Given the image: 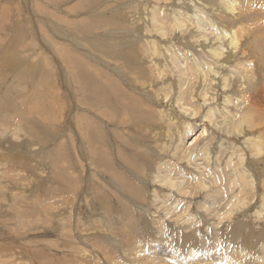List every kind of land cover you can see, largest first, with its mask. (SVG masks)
Masks as SVG:
<instances>
[{
  "label": "rangeland",
  "instance_id": "374dc122",
  "mask_svg": "<svg viewBox=\"0 0 264 264\" xmlns=\"http://www.w3.org/2000/svg\"><path fill=\"white\" fill-rule=\"evenodd\" d=\"M253 1L0 0V264L264 262Z\"/></svg>",
  "mask_w": 264,
  "mask_h": 264
},
{
  "label": "bare ground",
  "instance_id": "6f19581e",
  "mask_svg": "<svg viewBox=\"0 0 264 264\" xmlns=\"http://www.w3.org/2000/svg\"><path fill=\"white\" fill-rule=\"evenodd\" d=\"M250 1H253V0H250ZM262 1H263V0H262ZM262 1L257 2L256 0H254L253 2H254L255 5H260V3H262ZM208 4H209V2H208ZM221 4H222L223 6H225V7H226V5H227L226 3H225L226 5H224L223 3H221ZM251 4H252V3H251ZM245 7H247V6H243V8H245ZM225 9H226V8H225ZM248 9H249V8H248ZM227 10H228V9H227ZM227 10H225V11H227ZM246 10H247V9H246ZM250 10H251V9H250ZM250 10H249V13L251 12ZM257 11H258V9H257ZM223 12H224V11H223ZM256 15H257V14H256ZM202 16H203V15H202ZM202 16H201V18H202ZM205 19H206V18H205ZM205 19L199 20V24H198L199 29H201L202 27L204 28L205 25H202L203 23H205V22H206V24L210 23V20H209L208 23H207V21H206ZM226 22H227V21H226ZM196 23H197V21H196ZM216 23H217V22H216ZM218 24H219V22H218ZM226 24H227V23H226ZM230 24H231V23H230ZM208 25H209V24H208ZM219 25H220V24H219ZM221 25H222V24H221ZM209 26H210V25H209ZM223 26H224V25H223ZM263 26H264V25H263ZM251 27H252V26H251ZM210 28H211V27H210ZM217 29H218V28H217ZM220 29H221V28H220ZM212 30H213V28H212ZM217 31H218V30H217ZM213 33H214V31H213ZM215 33H216V32H215ZM210 34H211V33H210ZM233 34H234V32H233ZM225 35H226V34H225ZM225 35H224V36H225ZM218 36H219V34H218V35H214V37L210 40V42H211L212 44L215 43L214 40L217 39ZM197 37H198V36H197ZM257 37H258V39H259L260 47L264 48V36H257ZM205 39H206V38H205ZM205 39H204V40H205ZM208 39H209V38H208ZM256 39H257V38H256ZM205 41H206V40H205ZM252 41H253V40H252ZM229 43H230V44H235L234 37L231 36V40L229 41ZM256 44H257V43H256ZM256 44H255V45H256ZM249 46H250V45H249ZM256 46H258V45H256ZM253 50H254V49H252V53H253ZM205 51H206V50H205ZM229 51H230V50H229ZM255 51H256V50H255ZM250 52H251V50H250ZM214 54H215V56L218 55V53H217L216 51H215ZM211 56H212V55H211ZM212 57H213V56H212ZM223 57H224V56H223ZM214 58H216V57H214ZM219 58H220V57H219ZM224 58H225V57H224ZM216 59H217V58H216ZM206 63H207V62H206ZM215 72H217L216 69H215ZM215 72H214V74H216ZM217 73H218V72H217ZM215 77H216V76H215ZM225 79H226V78H225ZM214 82H215V81H214ZM231 98H232V97H231ZM231 98H230V99L228 98V99H229L228 101L232 102V99H231ZM233 102H234V101H233ZM232 105H233V104H232ZM235 105H236V104H235ZM217 109H218V108H217ZM230 109H231V108H230ZM228 111H229V110H228ZM189 243H190V242H189ZM192 243H193V242H192ZM176 247H177V246H176ZM193 250H194V249H193ZM180 252H181V251H180ZM191 252H192V251H191ZM151 258H152V257H151ZM147 260H148V259H147ZM152 260H153V259H152ZM143 261H144V260H143ZM154 262H155V261H154ZM255 263H256V262H255ZM257 263H259V264H264V262L259 261V260H258ZM154 264H155V263H154Z\"/></svg>",
  "mask_w": 264,
  "mask_h": 264
}]
</instances>
